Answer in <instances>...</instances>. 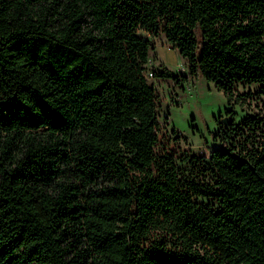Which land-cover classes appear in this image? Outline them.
<instances>
[{
  "label": "trees",
  "instance_id": "16d2710c",
  "mask_svg": "<svg viewBox=\"0 0 264 264\" xmlns=\"http://www.w3.org/2000/svg\"><path fill=\"white\" fill-rule=\"evenodd\" d=\"M161 34L264 95V0H0V264H264V114L163 145Z\"/></svg>",
  "mask_w": 264,
  "mask_h": 264
},
{
  "label": "rangeland",
  "instance_id": "374dc122",
  "mask_svg": "<svg viewBox=\"0 0 264 264\" xmlns=\"http://www.w3.org/2000/svg\"><path fill=\"white\" fill-rule=\"evenodd\" d=\"M152 38L155 48L147 77L159 95L163 145L178 155H208L213 147L224 146L223 140L215 136L220 131L219 122L226 124L224 118L230 117L231 122L239 123L248 115L264 114V95L256 94L242 106L230 102L224 91L203 77L183 81V76L188 74L185 58L173 49L165 34ZM239 90L241 93L257 91L258 85L240 86ZM230 110L235 111L234 118Z\"/></svg>",
  "mask_w": 264,
  "mask_h": 264
},
{
  "label": "water",
  "instance_id": "95a60500",
  "mask_svg": "<svg viewBox=\"0 0 264 264\" xmlns=\"http://www.w3.org/2000/svg\"><path fill=\"white\" fill-rule=\"evenodd\" d=\"M224 121L226 122V124H229L231 122V118L230 117L224 118Z\"/></svg>",
  "mask_w": 264,
  "mask_h": 264
}]
</instances>
